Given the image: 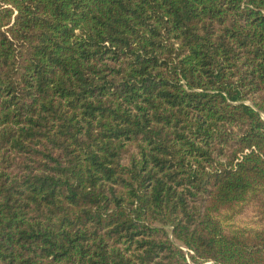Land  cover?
Wrapping results in <instances>:
<instances>
[{"label":"trees","instance_id":"trees-1","mask_svg":"<svg viewBox=\"0 0 264 264\" xmlns=\"http://www.w3.org/2000/svg\"><path fill=\"white\" fill-rule=\"evenodd\" d=\"M263 114L264 0H0V264H264Z\"/></svg>","mask_w":264,"mask_h":264},{"label":"rangeland","instance_id":"rangeland-1","mask_svg":"<svg viewBox=\"0 0 264 264\" xmlns=\"http://www.w3.org/2000/svg\"><path fill=\"white\" fill-rule=\"evenodd\" d=\"M255 216L252 212L248 214H238L231 221L241 225H254Z\"/></svg>","mask_w":264,"mask_h":264},{"label":"built area","instance_id":"built-area-1","mask_svg":"<svg viewBox=\"0 0 264 264\" xmlns=\"http://www.w3.org/2000/svg\"><path fill=\"white\" fill-rule=\"evenodd\" d=\"M209 263L211 262V261H208Z\"/></svg>","mask_w":264,"mask_h":264},{"label":"water","instance_id":"water-1","mask_svg":"<svg viewBox=\"0 0 264 264\" xmlns=\"http://www.w3.org/2000/svg\"><path fill=\"white\" fill-rule=\"evenodd\" d=\"M264 115V114H263Z\"/></svg>","mask_w":264,"mask_h":264}]
</instances>
